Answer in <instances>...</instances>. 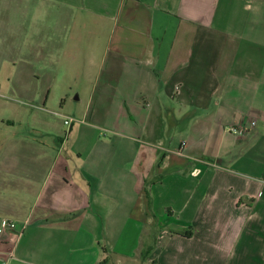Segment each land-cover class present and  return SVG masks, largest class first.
Returning <instances> with one entry per match:
<instances>
[{"label":"crops","instance_id":"crops-1","mask_svg":"<svg viewBox=\"0 0 264 264\" xmlns=\"http://www.w3.org/2000/svg\"><path fill=\"white\" fill-rule=\"evenodd\" d=\"M4 219L0 264H264V0H0Z\"/></svg>","mask_w":264,"mask_h":264},{"label":"built area","instance_id":"built-area-1","mask_svg":"<svg viewBox=\"0 0 264 264\" xmlns=\"http://www.w3.org/2000/svg\"><path fill=\"white\" fill-rule=\"evenodd\" d=\"M65 124L70 127L76 120L72 117H67V116H63ZM256 123L255 122H251L250 126L251 127H255ZM231 132H233L236 135H245L248 133V129L241 125L238 127H234L230 130ZM187 140H184L183 144H186ZM18 223H16L15 221H11L8 219H4L2 220L1 224H0V235H4L7 232L10 231H14L17 229ZM0 262H4V260L2 258H0Z\"/></svg>","mask_w":264,"mask_h":264},{"label":"rangeland","instance_id":"rangeland-1","mask_svg":"<svg viewBox=\"0 0 264 264\" xmlns=\"http://www.w3.org/2000/svg\"><path fill=\"white\" fill-rule=\"evenodd\" d=\"M66 80L69 81V79H67V78H66ZM63 83H64V78L61 79V84H62L61 86L62 87H64V84ZM67 95L70 96V93H68ZM68 109L60 110V105L59 104H56V103H51V104H49V106L45 107V110L46 111H49V113H51L55 117H58L55 114H62V115H66L67 117H70V115H69V112L70 111ZM67 136H68V134L65 135V137H67Z\"/></svg>","mask_w":264,"mask_h":264},{"label":"trees","instance_id":"trees-1","mask_svg":"<svg viewBox=\"0 0 264 264\" xmlns=\"http://www.w3.org/2000/svg\"><path fill=\"white\" fill-rule=\"evenodd\" d=\"M178 234H182V235H184V236H186V237H191V236L193 235L191 229L182 230V231H180V233H178Z\"/></svg>","mask_w":264,"mask_h":264}]
</instances>
